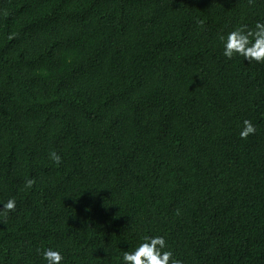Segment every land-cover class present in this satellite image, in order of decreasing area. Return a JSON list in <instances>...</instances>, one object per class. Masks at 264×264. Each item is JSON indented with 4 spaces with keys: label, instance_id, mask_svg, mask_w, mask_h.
I'll use <instances>...</instances> for the list:
<instances>
[{
    "label": "trees",
    "instance_id": "16d2710c",
    "mask_svg": "<svg viewBox=\"0 0 264 264\" xmlns=\"http://www.w3.org/2000/svg\"><path fill=\"white\" fill-rule=\"evenodd\" d=\"M258 19L264 0H0V264H119L144 235L264 264V62L219 39Z\"/></svg>",
    "mask_w": 264,
    "mask_h": 264
},
{
    "label": "clouds",
    "instance_id": "9594fccd",
    "mask_svg": "<svg viewBox=\"0 0 264 264\" xmlns=\"http://www.w3.org/2000/svg\"><path fill=\"white\" fill-rule=\"evenodd\" d=\"M222 43V55L231 60L234 56H242L250 63L264 62V20L258 19L254 28L247 24L234 27L226 34L220 35ZM256 133V126L251 120L242 121L239 130V138L246 140L250 135ZM49 159L56 164L61 163V156L55 151L49 153ZM34 181L26 180V187L31 188ZM3 208H0V216L7 215L16 209L15 197H10L6 202L0 201ZM44 264H62L65 256L61 249L57 247H44L37 250ZM119 264H184L182 259L175 256L169 247L164 235H144L137 246L128 251H124L119 258Z\"/></svg>",
    "mask_w": 264,
    "mask_h": 264
}]
</instances>
